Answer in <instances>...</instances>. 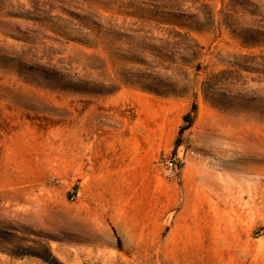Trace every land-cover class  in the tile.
<instances>
[{"label": "rangeland", "instance_id": "1", "mask_svg": "<svg viewBox=\"0 0 264 264\" xmlns=\"http://www.w3.org/2000/svg\"><path fill=\"white\" fill-rule=\"evenodd\" d=\"M153 1L0 0V264H264V0Z\"/></svg>", "mask_w": 264, "mask_h": 264}, {"label": "trees", "instance_id": "2", "mask_svg": "<svg viewBox=\"0 0 264 264\" xmlns=\"http://www.w3.org/2000/svg\"><path fill=\"white\" fill-rule=\"evenodd\" d=\"M160 0H157V1H153V2H159ZM158 7L159 8H162V5L161 4H159L158 5ZM171 9H174V8H171ZM163 14V15H165V17H163L162 18V21H163V23L165 22V23H167V24H174V23H170V22H167V18H166V15H172V16H175V18L177 19V20H180L183 16H179V15H176L175 13L176 12H167V13H165V11L163 12H160V14ZM169 13H173V14H169ZM177 25V24H176ZM189 28V29H194V28H191V26H183V28ZM197 114H198V104L195 102L194 103V105H193V108H192V111L191 112H189L186 116H185V121L187 122V124H188V126L190 127V126H192L193 125V123H194V121H195V117L197 116Z\"/></svg>", "mask_w": 264, "mask_h": 264}, {"label": "built area", "instance_id": "3", "mask_svg": "<svg viewBox=\"0 0 264 264\" xmlns=\"http://www.w3.org/2000/svg\"><path fill=\"white\" fill-rule=\"evenodd\" d=\"M177 168L176 162L174 159H169L166 162V170L168 173H174V169Z\"/></svg>", "mask_w": 264, "mask_h": 264}]
</instances>
